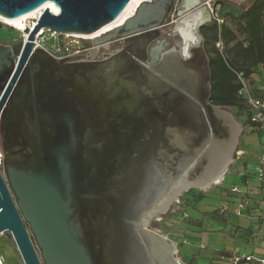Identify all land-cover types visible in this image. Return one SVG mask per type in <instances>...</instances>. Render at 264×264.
Segmentation results:
<instances>
[{
	"label": "water",
	"instance_id": "1",
	"mask_svg": "<svg viewBox=\"0 0 264 264\" xmlns=\"http://www.w3.org/2000/svg\"><path fill=\"white\" fill-rule=\"evenodd\" d=\"M130 1L0 0L7 19L59 9L26 41L0 43V235L19 264H188L152 224L186 192L222 183L235 160L244 126L212 103L201 22L192 39L179 22L176 46L150 60L178 0H146L89 39L90 54L64 57L63 35L97 32ZM42 29L57 33L60 58L36 46Z\"/></svg>",
	"mask_w": 264,
	"mask_h": 264
},
{
	"label": "rangeland",
	"instance_id": "2",
	"mask_svg": "<svg viewBox=\"0 0 264 264\" xmlns=\"http://www.w3.org/2000/svg\"><path fill=\"white\" fill-rule=\"evenodd\" d=\"M214 2L215 1L211 2L212 6ZM217 9L218 10H216V12L218 13L219 18L223 20L221 26L218 25V27H224V26L228 27L237 35L238 40L245 41V35L241 30L242 29L241 28L242 22L240 18L241 14L238 12L235 13L230 11L229 7H225V8L217 7ZM37 20L38 19L36 17H32L31 19H29L27 22L28 23L27 27L30 24H33V22L35 21L37 22ZM41 31H43L42 34H40ZM41 31L36 36L37 46L43 47L46 50L54 51L55 56L57 58H60L59 43H58L59 41H58L57 33L51 32L48 29H42ZM27 35H28V29H26L25 31H20L12 26L5 24L3 29L0 31V43L6 45H14L24 41ZM66 35H70V34H66ZM84 39H86L84 41L88 42V40L91 38H84ZM118 40L120 39L119 38L115 39L111 44H114ZM67 41H69V38L63 35L62 45H65V42ZM225 47L226 46L223 40H221L218 43H216L215 46L210 44L209 51L212 54L213 50L216 48L219 51L224 52L226 50ZM249 82H250L249 90L252 91L253 94H257L260 91H262V89H264V70L261 66L254 69L253 74L249 78ZM234 109L243 123V121L246 120L247 111L242 110L241 108H234ZM263 152H264L263 134L260 131H251L249 127L244 126L242 137L240 139V143L237 149V153L235 154V160L225 176L227 177L226 182L224 184L222 182L218 185H214L209 190L192 189L186 192L185 194L181 195L179 202L177 203L176 206L172 208L171 211H169L166 215H164L162 219L153 222L152 224L153 228L160 230L163 234H168L169 233L168 228L171 227L170 225L171 217L177 214V212L174 211L176 208H178V206L182 204L183 208H187V212L190 214L192 219H196L199 217L205 229L214 230L213 231L214 233L213 232L205 233V235H209L207 238H205V241L207 243L212 242L214 244V242L217 240H219L220 242H225L224 240L227 238L225 235L221 234V232L219 231L220 228H222V230L227 229V231L229 232L233 228V226L237 224L238 217L235 216L237 217L235 218L234 216H232L229 219H226L216 214L217 209L223 206L224 204H226L225 202H223L224 199L220 197L221 193L228 192L229 191L228 188L231 187L232 184L234 183H237L240 186H242L241 185L242 181L240 177L235 174L236 171L239 170V167L243 165L245 166L248 163H250V169H253L254 163L257 162V159ZM198 202H203V206L205 207L204 213H200L199 211H197V209H195V205ZM179 210H181V208H179ZM182 213L183 215L186 214L181 210V214H180L181 216ZM183 220L190 221L188 217L183 218ZM192 235L193 234L191 233H187V237L190 240L194 239ZM0 253L5 258L7 264H19L18 249H16L13 243L3 235H0ZM178 256L182 258L181 252H178Z\"/></svg>",
	"mask_w": 264,
	"mask_h": 264
},
{
	"label": "crops",
	"instance_id": "3",
	"mask_svg": "<svg viewBox=\"0 0 264 264\" xmlns=\"http://www.w3.org/2000/svg\"><path fill=\"white\" fill-rule=\"evenodd\" d=\"M255 166L256 162L253 165V169H250V163H248L239 167V170L235 173L240 177L241 185L247 186L248 193L243 196L231 193V187L239 185L237 183L232 184L228 188V192L221 193L220 197L224 199L223 202L229 204H234L243 197L250 200L248 211L243 216L238 217L237 224L229 232L227 229L222 230L220 228L221 234L227 238H224L225 242L217 240L214 244L212 242L207 243L205 238L209 235H205V233L213 232L214 230L205 229L199 217L192 219L187 212V208H183L182 204L175 209L174 212H177V214L171 217V227L168 228L169 233L164 235L177 243L178 252H181L182 259L186 263L230 264L231 258L238 253L256 255L264 253V226L259 219L260 213L264 208V191L260 189L255 177ZM226 178L223 180V184L226 182ZM179 208L186 213L185 215L188 216L190 221L183 220L185 215L183 213L182 216L180 215L181 210ZM204 208L203 202H198L195 205V209L200 213L205 212ZM216 214L218 213L216 212ZM232 216L234 215L221 217L229 219ZM187 233L193 234L192 237L194 239L190 240L187 237ZM228 236L231 238L229 239Z\"/></svg>",
	"mask_w": 264,
	"mask_h": 264
},
{
	"label": "trees",
	"instance_id": "4",
	"mask_svg": "<svg viewBox=\"0 0 264 264\" xmlns=\"http://www.w3.org/2000/svg\"><path fill=\"white\" fill-rule=\"evenodd\" d=\"M240 18L245 41L238 40L231 29L218 27L215 22L210 44L215 46L223 40L226 50L222 52L215 48L212 54L209 50L207 52L212 73V103L246 110V105L238 95L242 87L238 74L250 78L255 68L261 66L264 70V0H254ZM249 124L246 118L243 125L249 127Z\"/></svg>",
	"mask_w": 264,
	"mask_h": 264
},
{
	"label": "built area",
	"instance_id": "5",
	"mask_svg": "<svg viewBox=\"0 0 264 264\" xmlns=\"http://www.w3.org/2000/svg\"><path fill=\"white\" fill-rule=\"evenodd\" d=\"M208 8L212 14L214 21L221 26L223 20H221L211 4V1L207 3ZM69 38V41L65 42L61 48L64 51V57H71L76 55H83L89 53L94 49V46L84 40L83 37L78 35H64ZM74 38V39H72ZM77 38V39H76ZM37 46V45H36ZM39 47V46H38ZM60 50V47H59ZM239 82L242 87L238 93L239 97L246 105L247 117L249 119V128L251 131H260L264 137V89L257 94H253L249 90L250 82L249 78H246L242 73L238 74ZM2 165V156L0 154V166ZM255 177L259 184L260 189L264 191V152L259 156L255 166ZM247 186L234 185L231 187V193L234 195L243 196L247 191ZM250 207V200L246 197L241 198L234 204L226 203L217 209V213L221 216L234 215L237 217L243 216ZM185 217H188L185 215ZM259 219L264 226V208L260 213ZM0 264H7L5 258L0 253ZM230 264H264V253L261 255L256 254H236L231 258Z\"/></svg>",
	"mask_w": 264,
	"mask_h": 264
},
{
	"label": "flooded vegetation",
	"instance_id": "6",
	"mask_svg": "<svg viewBox=\"0 0 264 264\" xmlns=\"http://www.w3.org/2000/svg\"><path fill=\"white\" fill-rule=\"evenodd\" d=\"M208 1H215L213 7L216 9L217 7H229L230 11L242 14L243 11L250 7L254 0H196L192 7H188L187 0H178L166 19V25L163 27L165 33L151 45L150 49L152 47L156 48L161 46H165V49H169L176 46V41L179 39L174 36L177 24L182 21L183 33H189L192 36L189 27L193 29L196 23L200 21L201 25L199 30L205 39V49L207 52L210 45V34L215 23L210 9L206 4ZM185 17H187L186 20L184 19ZM180 33L181 34H178V36L183 37V33ZM122 45L123 41L118 40L114 44H110L109 49L100 48L97 59H102L104 54L112 53L121 48ZM87 54H90V52L83 55Z\"/></svg>",
	"mask_w": 264,
	"mask_h": 264
},
{
	"label": "bare ground",
	"instance_id": "7",
	"mask_svg": "<svg viewBox=\"0 0 264 264\" xmlns=\"http://www.w3.org/2000/svg\"><path fill=\"white\" fill-rule=\"evenodd\" d=\"M146 0H131L129 5L126 7V9L124 10V12L121 14V16L107 24L106 26H104L103 28H101L100 30H98L97 32L93 33V34H90V35H78L79 37H83V38H95V37H98L118 26H121V25H124L125 22L131 18L135 12H136V9L138 8V6L144 2ZM51 9V11L55 12V13H58L59 12V9L56 8V4L53 3V2H47L46 4H44L41 8L37 9L36 11H33L21 18H17V19H7V18H3L0 16V20L5 23L6 25H9V26H12L20 31H25L26 29H28V35H29V32L34 28V26L36 25V21L33 22V24H30L28 27H27V22L29 19H31L32 17H36L37 19L40 18V16L43 14L44 10L45 9ZM188 17V16H187ZM185 17L184 19L186 20ZM183 19V20H184ZM38 21V20H37ZM178 28H179V32H184L183 31V28H182V22L178 24ZM43 31L40 32V34H42ZM28 35L26 37V39L24 41H26L28 39ZM183 37L184 39H192V36L189 34V33H183ZM191 41V40H190ZM35 44L37 45L36 43V40H35ZM165 50V46H161V47H152V50H151V60L153 62H157L159 59H160V56L162 54V52ZM157 232H160L159 230L156 229Z\"/></svg>",
	"mask_w": 264,
	"mask_h": 264
}]
</instances>
